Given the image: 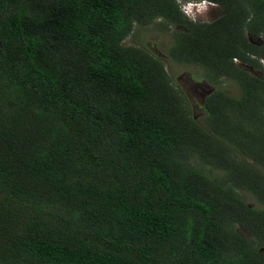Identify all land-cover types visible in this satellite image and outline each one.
<instances>
[{
	"label": "trees",
	"instance_id": "16d2710c",
	"mask_svg": "<svg viewBox=\"0 0 264 264\" xmlns=\"http://www.w3.org/2000/svg\"><path fill=\"white\" fill-rule=\"evenodd\" d=\"M213 2L0 0V264H264V0ZM133 25L198 67L200 117Z\"/></svg>",
	"mask_w": 264,
	"mask_h": 264
},
{
	"label": "rangeland",
	"instance_id": "374dc122",
	"mask_svg": "<svg viewBox=\"0 0 264 264\" xmlns=\"http://www.w3.org/2000/svg\"><path fill=\"white\" fill-rule=\"evenodd\" d=\"M217 13V10H211L210 18L215 17ZM257 41L260 42V39ZM170 43L169 34L158 31L153 25L145 27L133 25L130 34L122 41V45L139 47L158 59L171 84L184 96L189 115L198 118L202 115L199 105L202 98L210 91V87L200 80L197 66L176 63L169 58L167 49ZM222 88L226 93L236 94L235 87L230 82L223 83ZM247 200L252 202L251 199ZM238 232L242 233L240 230Z\"/></svg>",
	"mask_w": 264,
	"mask_h": 264
},
{
	"label": "clouds",
	"instance_id": "9594fccd",
	"mask_svg": "<svg viewBox=\"0 0 264 264\" xmlns=\"http://www.w3.org/2000/svg\"><path fill=\"white\" fill-rule=\"evenodd\" d=\"M179 11L193 24L198 22H208L210 18L211 10H219V4L213 2V0H175ZM162 20L161 17L157 18V21ZM250 58L258 60L261 66H264V58H258L250 54ZM233 63L238 64L239 60L233 58Z\"/></svg>",
	"mask_w": 264,
	"mask_h": 264
}]
</instances>
